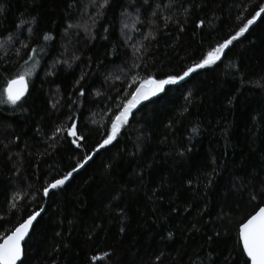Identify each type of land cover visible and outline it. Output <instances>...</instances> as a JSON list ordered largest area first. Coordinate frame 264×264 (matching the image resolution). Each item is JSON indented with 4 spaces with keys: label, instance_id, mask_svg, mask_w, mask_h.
Instances as JSON below:
<instances>
[{
    "label": "trees",
    "instance_id": "trees-1",
    "mask_svg": "<svg viewBox=\"0 0 264 264\" xmlns=\"http://www.w3.org/2000/svg\"><path fill=\"white\" fill-rule=\"evenodd\" d=\"M103 3L0 0V99L32 68L21 101L0 104V242L39 211L17 264H249L238 229L264 206V13L98 147L140 80L182 75L264 0ZM72 119L80 148L56 132Z\"/></svg>",
    "mask_w": 264,
    "mask_h": 264
},
{
    "label": "snow or ice",
    "instance_id": "snow-or-ice-1",
    "mask_svg": "<svg viewBox=\"0 0 264 264\" xmlns=\"http://www.w3.org/2000/svg\"><path fill=\"white\" fill-rule=\"evenodd\" d=\"M148 0H145L147 3ZM108 0H104V3L100 7L106 6ZM3 9L0 8V12ZM264 13V6H260L258 12L252 16L251 19L247 20V23L240 27L239 30L232 35L230 38H225L223 43H218L217 46L211 47L202 58L191 67L183 70V74L168 75L162 79H155L148 77L147 79H142L139 81V86L135 88L134 93H132V98L124 105L122 111L115 120L112 121L111 127L105 133V139L103 143L99 145V148H104L107 145L112 144V142L117 138L122 126L129 122V114L132 112L133 108L141 102V100H147L150 97L157 96L159 93L164 92L166 86L168 85H179V83L185 78L189 77L190 74L196 72L199 69H204L205 67H210L216 65L218 61L221 60L222 55L226 54V50L233 45V42L241 37L249 30V26L253 25L257 17H261ZM264 19V17H261ZM203 21H200L196 26L201 27ZM69 28L72 25L68 26ZM127 27V25H125ZM31 31V30H30ZM45 40L49 39L47 35L44 37ZM2 46V45H0ZM27 47V45H25ZM33 52L36 50L33 49ZM29 59H34L33 56H29ZM27 63V61H25ZM35 63H39L36 61ZM35 67V64H33ZM32 75V68L27 69L26 72L18 74L13 78H10L6 82V86L3 89L4 99H0V104L7 103L11 105H16L25 96L27 91V81L26 77ZM135 82V81H134ZM80 95H84L81 91ZM57 133H65L67 137L72 138L71 143L75 145L76 148L82 146V142L86 139L84 136L79 134L78 123L75 119L71 120V125L64 128H57ZM92 157H86V160H90ZM84 165L79 164L74 167L71 171L67 172L62 178L54 179L53 182L47 184L43 188V195L45 197L50 195V190H56L65 185L66 181L72 176V174L82 168ZM261 195H264V189L261 190ZM256 195L253 194L251 199H256ZM15 207V205H13ZM259 207V206H258ZM40 215L39 212H34L28 215L27 219H24L22 223L14 227V230L6 234L0 242V264H17L22 256V241H24L25 236L28 234L29 229L33 226L34 221ZM123 231V229H121ZM219 233H217V236ZM238 238L240 244L242 245L243 254L247 257V261L250 264H264V207H259V210L255 212L254 215L246 218L245 221L240 223L238 229ZM96 259V257H93ZM159 260V257H157Z\"/></svg>",
    "mask_w": 264,
    "mask_h": 264
},
{
    "label": "water",
    "instance_id": "water-1",
    "mask_svg": "<svg viewBox=\"0 0 264 264\" xmlns=\"http://www.w3.org/2000/svg\"><path fill=\"white\" fill-rule=\"evenodd\" d=\"M103 143V142H102ZM99 148V147H98ZM85 163V162H84ZM84 163H83V165H84ZM79 169H81V168H79ZM70 179V178H69ZM68 179V180H69ZM261 207H264V206H261ZM259 210V208L256 210V211H258ZM255 211V212H256ZM37 212H39V211H37ZM255 212L252 214V215H254L255 214ZM250 217V216H249ZM27 219V218H26ZM30 230H31V227H30V229H29V232H28V234L25 236V239H24V241H22V244H24V242H25V240L27 239V237H28V235H29V233H30ZM2 242V241H1ZM22 246V245H21ZM241 248H242V245H241ZM242 251H243V249H242ZM246 257V256H245ZM247 258V257H246ZM19 261V260H18ZM17 261V262H18ZM249 264H250V261H249Z\"/></svg>",
    "mask_w": 264,
    "mask_h": 264
},
{
    "label": "rangeland",
    "instance_id": "rangeland-1",
    "mask_svg": "<svg viewBox=\"0 0 264 264\" xmlns=\"http://www.w3.org/2000/svg\"><path fill=\"white\" fill-rule=\"evenodd\" d=\"M142 101V100H141Z\"/></svg>",
    "mask_w": 264,
    "mask_h": 264
}]
</instances>
